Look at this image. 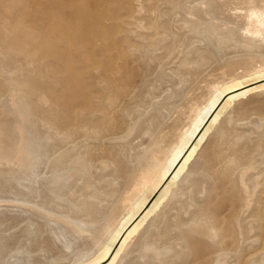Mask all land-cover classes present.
<instances>
[{
    "label": "rangeland",
    "instance_id": "374dc122",
    "mask_svg": "<svg viewBox=\"0 0 264 264\" xmlns=\"http://www.w3.org/2000/svg\"><path fill=\"white\" fill-rule=\"evenodd\" d=\"M252 7L264 0H0V134L47 153L31 183L40 211L20 205L19 168L0 160V264H75L97 250L209 86L263 57L247 33ZM263 186L264 89L223 114L120 264H189L194 229L231 213L234 250L207 264H264Z\"/></svg>",
    "mask_w": 264,
    "mask_h": 264
},
{
    "label": "bare ground",
    "instance_id": "6f19581e",
    "mask_svg": "<svg viewBox=\"0 0 264 264\" xmlns=\"http://www.w3.org/2000/svg\"><path fill=\"white\" fill-rule=\"evenodd\" d=\"M246 19L250 41L256 48L264 49V8H250ZM208 89L206 102L193 107L188 123L182 127L176 140L170 143L163 153H153L149 158L146 168L132 186L131 192L124 198L123 212L116 224L110 227L107 237L99 243L97 250L82 252L75 264H120L126 258L127 249L133 240L146 230L149 223L162 211L165 203L182 188L192 164L208 142L223 114L236 103L264 89V54L262 58L257 59V65L252 69L244 70L227 81L214 83ZM71 111L66 115V119L72 121L70 124L72 128H80V114L76 109ZM57 117L55 115L53 118L56 120ZM57 129L54 131L56 134L64 135V132ZM3 140L0 134V160H5L8 166L18 167L22 175L17 178L16 187L12 188L22 201L20 205L29 211L39 210L35 207V202L31 201L33 199L31 183L35 182L36 160L47 156V153L45 155L41 153L43 148L41 145L31 151L27 147L25 150L18 146L13 149V141L5 144L6 141ZM2 181L5 179L0 180V186ZM45 184L46 181L43 180L40 188ZM260 192V205L264 207V186ZM232 196L234 195H231V198ZM251 196L252 193H246L245 201L243 199L240 208H248L251 205ZM228 207L230 210L237 205L230 203ZM232 215L233 213L229 218ZM229 218L228 216L217 218L216 226L210 230L202 226L194 229L197 234L194 244L199 246V251L189 258L187 261L189 264H207L211 255L226 254L234 250L237 242L232 224L238 222L233 223ZM55 232L58 233L59 229Z\"/></svg>",
    "mask_w": 264,
    "mask_h": 264
}]
</instances>
